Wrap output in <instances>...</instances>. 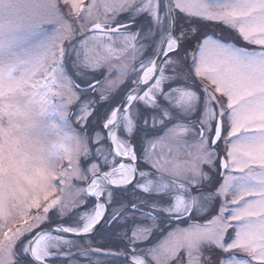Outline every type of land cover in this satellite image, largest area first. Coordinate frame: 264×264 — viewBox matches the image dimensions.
Returning <instances> with one entry per match:
<instances>
[{
    "label": "snow or ice",
    "instance_id": "snow-or-ice-1",
    "mask_svg": "<svg viewBox=\"0 0 264 264\" xmlns=\"http://www.w3.org/2000/svg\"><path fill=\"white\" fill-rule=\"evenodd\" d=\"M77 255L264 264V0H0V264Z\"/></svg>",
    "mask_w": 264,
    "mask_h": 264
},
{
    "label": "rangeland",
    "instance_id": "rangeland-1",
    "mask_svg": "<svg viewBox=\"0 0 264 264\" xmlns=\"http://www.w3.org/2000/svg\"><path fill=\"white\" fill-rule=\"evenodd\" d=\"M188 25H185V27H187ZM200 27L201 30L204 29H210V33L212 35H214L215 38L221 39L217 32L221 33H227V34H232V32H227V31H231L228 27H226L223 24L220 23H200L198 25ZM217 31V32H215ZM225 42H229V41H225ZM114 78H115V74H114ZM119 91V90H118ZM153 135H163V132L160 133H154ZM90 239V238H88ZM78 243H80L81 245H83L84 247H87V245L85 244V242L83 240H79ZM94 243L93 242V247H94ZM98 247V246H96ZM102 248V247H101ZM107 249V248H105ZM114 249V248H112ZM116 250H120V249H116ZM73 252H76V249H73ZM119 258V257H118ZM75 264H88V261L91 260L93 262H98V264H126V260L125 261H117V257H107V256H102V255H91L88 257H82L77 255L75 258ZM58 264H65V260L63 257L59 258ZM67 264H72V261H68Z\"/></svg>",
    "mask_w": 264,
    "mask_h": 264
},
{
    "label": "trees",
    "instance_id": "trees-1",
    "mask_svg": "<svg viewBox=\"0 0 264 264\" xmlns=\"http://www.w3.org/2000/svg\"><path fill=\"white\" fill-rule=\"evenodd\" d=\"M202 32H206V33H210V29H204V30H201ZM217 32V31H215ZM227 32H232L231 31H227ZM218 36L224 40V41H234L236 42L237 44H240V40L239 38L237 37L236 33L235 32H232V34H227V33H219L217 32ZM156 133H160V132H156ZM154 134V133H153ZM103 231V227H101L97 233L96 236L94 237H89L90 239L93 240L94 243V246H98V247H102V248H107V249H122L124 246L123 244H121L119 241H115V240H104L101 235L99 234L100 232ZM125 261V258H122V257H117V261Z\"/></svg>",
    "mask_w": 264,
    "mask_h": 264
},
{
    "label": "water",
    "instance_id": "water-1",
    "mask_svg": "<svg viewBox=\"0 0 264 264\" xmlns=\"http://www.w3.org/2000/svg\"><path fill=\"white\" fill-rule=\"evenodd\" d=\"M94 247H96V246H94ZM105 249V248H104ZM112 251H119V250H116V249H111Z\"/></svg>",
    "mask_w": 264,
    "mask_h": 264
}]
</instances>
